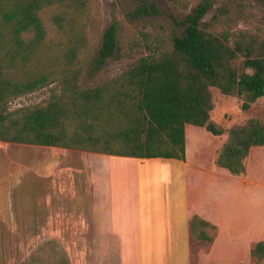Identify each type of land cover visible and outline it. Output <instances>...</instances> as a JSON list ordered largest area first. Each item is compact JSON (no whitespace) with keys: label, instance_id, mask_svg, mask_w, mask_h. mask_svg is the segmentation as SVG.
<instances>
[{"label":"trees","instance_id":"obj_1","mask_svg":"<svg viewBox=\"0 0 264 264\" xmlns=\"http://www.w3.org/2000/svg\"><path fill=\"white\" fill-rule=\"evenodd\" d=\"M211 0H201L171 47L143 55L97 86H83L120 49L114 20L97 53L85 34L89 0H0V140L57 146L136 158H178L186 153V125L224 130L211 120L212 87L244 99L248 109L264 97V38L249 29L216 30ZM56 6L63 39L49 41L40 15ZM57 82L44 102L13 109L12 101ZM254 146H264V120L233 126L216 163L232 174L246 172ZM194 238L212 240L211 223L190 220ZM251 254L264 259V239Z\"/></svg>","mask_w":264,"mask_h":264},{"label":"crops","instance_id":"obj_2","mask_svg":"<svg viewBox=\"0 0 264 264\" xmlns=\"http://www.w3.org/2000/svg\"><path fill=\"white\" fill-rule=\"evenodd\" d=\"M219 127L225 137L210 149L209 162L201 138L219 135L210 138L206 127L193 124L186 125L184 159L33 145L47 167L34 183V196H46L67 234L75 226L90 234V243H96L90 248L100 251L102 264H124L125 250L136 251L133 264L239 263L243 259L235 251L249 254L264 239V182L249 164L255 148L264 146L251 148L244 174H232L216 163L231 128ZM194 215L211 223V241L193 237ZM224 241L232 245L231 257L210 260Z\"/></svg>","mask_w":264,"mask_h":264},{"label":"rangeland","instance_id":"obj_3","mask_svg":"<svg viewBox=\"0 0 264 264\" xmlns=\"http://www.w3.org/2000/svg\"><path fill=\"white\" fill-rule=\"evenodd\" d=\"M200 1L89 0L85 34L93 46V53H97L104 32L114 20L121 27L120 49L95 74L86 70L81 84L97 86L121 73L140 56L171 47L173 37L183 34L187 15L194 11ZM211 2L204 19L211 20L217 14L216 30L249 29L264 38V0ZM57 13L56 6L45 8L40 13L48 31L47 39L54 42L63 39L55 21ZM57 87V82H54L24 94L13 100L11 107L15 109L44 102ZM211 91L214 101L211 116L219 126H245L253 117L264 120V97L245 109L242 97L226 95L216 87H212ZM208 136L213 138L215 134ZM216 137L211 141L207 136L201 138L208 145L203 155L208 162L213 161V149H210L219 144L225 135ZM36 154L33 145L0 140V264H102L100 251L90 248L96 245L90 243V234L81 232V227L77 226L74 233L67 234L66 228L61 225L62 220L50 210L51 203L46 196L39 194L35 198L34 183L40 182L39 173L47 168L44 165L46 161L41 160L43 155ZM262 160L264 149L256 147L249 159L250 171L264 182V168L259 163ZM222 246L210 260L227 262V257H231L232 245L224 241ZM234 253L243 259L235 264H264V259L258 261L251 253ZM135 254L136 251L125 250L124 264H133ZM135 264L140 263L136 261Z\"/></svg>","mask_w":264,"mask_h":264}]
</instances>
